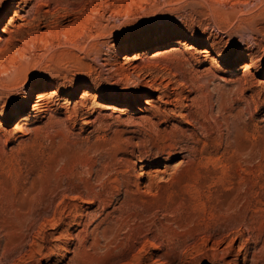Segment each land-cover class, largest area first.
<instances>
[{
  "label": "rangeland",
  "instance_id": "1",
  "mask_svg": "<svg viewBox=\"0 0 264 264\" xmlns=\"http://www.w3.org/2000/svg\"><path fill=\"white\" fill-rule=\"evenodd\" d=\"M0 264H264V0H0Z\"/></svg>",
  "mask_w": 264,
  "mask_h": 264
},
{
  "label": "bare ground",
  "instance_id": "2",
  "mask_svg": "<svg viewBox=\"0 0 264 264\" xmlns=\"http://www.w3.org/2000/svg\"><path fill=\"white\" fill-rule=\"evenodd\" d=\"M147 52L148 51H153V48L152 47H150V48H148L147 50H146ZM145 51V52H146ZM154 52V51H153ZM151 53V52H150ZM128 54V53H127ZM130 55V54H129ZM141 55H142V53H137L136 55H134L135 57L134 58H128V56H126L125 58H126V61H125V63H123L124 65L121 67V69H119V70H124V72H125V65H127V64H133L134 63V61H138V60H140L141 59ZM133 57V56H132ZM141 70L142 69H139V67L136 65V66H134L133 67V71L134 72H136L137 73V76L138 77H140V74L139 73H141ZM121 75V74H120ZM145 94L146 95H149V92L148 91H146L145 92ZM47 96V94L46 93H43V94H39L38 96H37V98L39 99V101L40 100H42V99H44L45 97ZM33 97V96H32ZM42 104V103H41ZM36 105V104H35ZM33 103H32V100H31V98H29V100H28V102H27V108L28 107H30V106H35ZM41 106V105H40ZM36 108V107H35ZM41 110V109H40Z\"/></svg>",
  "mask_w": 264,
  "mask_h": 264
}]
</instances>
